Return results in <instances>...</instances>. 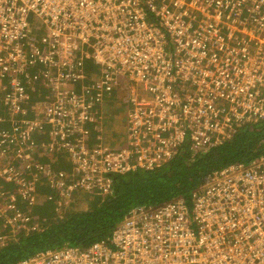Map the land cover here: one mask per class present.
Masks as SVG:
<instances>
[{"label":"built area","instance_id":"built-area-1","mask_svg":"<svg viewBox=\"0 0 264 264\" xmlns=\"http://www.w3.org/2000/svg\"><path fill=\"white\" fill-rule=\"evenodd\" d=\"M251 22L264 25V0H0V86L9 85L6 93L0 88V114L7 111L0 121L9 122L0 133L25 121L26 101L42 89L46 101L55 100L51 114L44 111L52 125L72 118L80 132L81 121L97 119L87 118L92 100L105 101L122 76L130 83V147L103 157L108 173L135 170L132 161L152 168L187 144L195 154L217 148L231 139L234 121L264 116V38L249 33ZM76 54L80 60L66 58ZM84 59L100 76L97 87L80 83L87 76ZM35 62L48 65L50 74L39 83L24 81L26 66ZM181 77L193 81V94L206 96L195 104L177 84ZM80 148L85 153L76 156H92ZM29 154L31 147L15 149L28 168L41 163ZM14 168L1 172L11 176ZM239 168L230 165L213 177L214 187L206 177L189 204L163 202L149 207L144 220L135 213L146 208L134 211L113 232L112 244L66 246L19 264H264V158L253 169ZM19 177L17 189L30 204L45 178L26 168ZM76 181L64 184L66 196L84 187H73Z\"/></svg>","mask_w":264,"mask_h":264},{"label":"trees","instance_id":"trees-1","mask_svg":"<svg viewBox=\"0 0 264 264\" xmlns=\"http://www.w3.org/2000/svg\"><path fill=\"white\" fill-rule=\"evenodd\" d=\"M76 55L74 60H80L81 55ZM84 65L89 74H95L96 68L91 60L84 59ZM50 69L44 63L28 64L23 79L39 83L46 80ZM129 85L128 78L121 76L118 91L113 90L109 95L106 93L103 102L92 100L91 110L96 121H81L82 131L76 134L84 148L93 155L100 151L103 156L108 153L116 156L130 147V143L126 144L128 129L130 132ZM8 86V83L1 84L3 93L9 91ZM67 88L76 89L71 83L67 84ZM89 89L81 91L88 94ZM46 94V89L31 94L24 106L25 115L22 120L35 117V108L43 106L44 101L48 109H54L53 96L46 101ZM6 114L4 110L0 114L1 118L4 119ZM22 127V121L17 119L10 132L0 133V144L3 142L0 146V170L14 168L15 164L20 163L21 160L15 156V149L20 146L27 148L22 140ZM8 128L9 122L0 121V129ZM106 131H110V135H106ZM231 131V139H224L217 148L195 154L188 152L190 145L187 144L184 151H178L173 158L152 168L132 161L136 165L135 170L102 174L107 187L98 193L82 187L76 194L72 192V196L64 195L63 198L59 196V188H55L56 182L62 179L59 175L66 173L58 163L59 151L35 144L31 147V160L51 166L55 171L54 179L39 183L34 201L28 204L15 187L16 182L0 178V264H19L33 256L41 257L49 251L63 250L66 246L85 249L97 242L108 245L113 232L132 218L134 211L157 207L177 198L189 204L193 193L206 183V177L214 187L218 181L212 178L220 177V173L230 165L240 166L241 171L253 169L254 162L264 158V116L258 115L243 122L234 121ZM186 137H189L188 133ZM117 141H122V146L114 147L112 143ZM109 149L114 151L109 152ZM90 197L93 198L89 200ZM158 198L162 201H157ZM61 199L64 202L58 207L57 203Z\"/></svg>","mask_w":264,"mask_h":264},{"label":"rangeland","instance_id":"rangeland-1","mask_svg":"<svg viewBox=\"0 0 264 264\" xmlns=\"http://www.w3.org/2000/svg\"><path fill=\"white\" fill-rule=\"evenodd\" d=\"M249 33L254 34L258 39L264 38V25L257 22H251L249 24ZM56 48V45H55ZM61 54H58L57 57L60 58ZM65 57V55H63ZM72 62L74 61V58L71 56V58L66 57ZM65 58V59H66ZM84 72L87 73V76L84 77L83 81H80L81 84L92 88L97 87V84L100 82V76L98 74H89L86 69H84ZM89 83V84H88ZM138 84V83H136ZM140 85V84H138ZM78 90L81 91V85L78 87ZM118 90V89H116ZM38 115L35 117H29V119H26L23 122L22 127V135L25 139V143L27 144V147H32L36 144L40 147H47L48 150H58L60 155L57 156L58 163L61 164L63 167V172L59 176L63 177L64 179H60L56 182L57 189L59 188L60 194L62 198L64 195L67 194V190L69 187L63 188L64 184L67 183L69 180L76 181L77 179L81 177H85L84 180H78L76 181L75 186L83 184L84 187L91 188V190L94 193H98L100 189H103L104 187H107L106 182L104 181V178L102 174H107L108 171L105 170L104 167L106 165H102V161H104V156L99 153V155H102V157H98V155L90 156V153H86L85 157H78L79 154H75V152H84L83 148L81 147V140L77 136L78 129L76 126H73L69 121L72 118H66L62 121L59 128L54 127L53 125H50L51 120L48 118L49 116L47 114H51L52 110L48 109L47 102L44 101L43 106L37 107ZM47 111L46 116L44 115V111ZM233 113L235 110L233 109ZM74 118H79L78 116H81L79 111H76L73 113ZM93 112L91 111V114H89V119H93ZM237 116H240V113L238 112ZM63 119V118H62ZM61 119V120H62ZM63 127L61 128V126ZM110 135V131H106V135ZM113 146H122V143L120 141L112 143ZM19 153V152H18ZM85 153V152H84ZM111 154V153H109ZM32 154H29V157ZM73 155H75V158H73ZM88 157V158H87ZM104 157V158H103ZM87 158V159H86ZM28 164H30L28 161H20L19 164L15 166L13 170V175H3V173L0 170V178H7L10 180H13V182H16V180L20 179V174L22 173L23 169H27L30 176H36L40 175L45 178V181H50L52 169L51 166L48 168L42 167L41 163H31L32 167L28 168ZM108 165H110V162H107ZM84 169V172H81L80 170ZM55 172V171H54ZM87 172V173H86ZM10 177V178H8ZM18 183H16L15 187L17 188ZM70 190V189H69ZM170 197V196H167ZM93 197H90L89 200H91ZM159 202L162 201V199L158 200ZM64 202V199L60 200L57 203V206L60 207ZM156 206L150 207V209L155 208ZM14 211H17L15 209ZM5 210H3V213ZM18 212V211H17ZM150 210L148 209H142L135 213V219L137 220H144L146 219L148 213ZM1 231V230H0ZM2 233V232H1Z\"/></svg>","mask_w":264,"mask_h":264},{"label":"bare ground","instance_id":"bare-ground-1","mask_svg":"<svg viewBox=\"0 0 264 264\" xmlns=\"http://www.w3.org/2000/svg\"><path fill=\"white\" fill-rule=\"evenodd\" d=\"M193 81L189 78L186 77H181L180 79H177V84L179 85L180 88H182L184 91H186L190 97V99H192V101L197 104L199 102V97L201 96H206L205 92H202L201 94H193L192 92V83ZM223 119V118H222Z\"/></svg>","mask_w":264,"mask_h":264},{"label":"crops","instance_id":"crops-1","mask_svg":"<svg viewBox=\"0 0 264 264\" xmlns=\"http://www.w3.org/2000/svg\"><path fill=\"white\" fill-rule=\"evenodd\" d=\"M116 91H118V90H116ZM130 100V93H129V97H128V101ZM129 122V121H128ZM128 136L126 137V144L127 143H129V129H128ZM119 142V141H118ZM122 141H120V143H121ZM80 144H82L81 142H80ZM126 144L124 145V146H126ZM83 145V144H82ZM114 147H117V146H114ZM110 151H114L113 149H109V152Z\"/></svg>","mask_w":264,"mask_h":264},{"label":"clouds","instance_id":"clouds-1","mask_svg":"<svg viewBox=\"0 0 264 264\" xmlns=\"http://www.w3.org/2000/svg\"><path fill=\"white\" fill-rule=\"evenodd\" d=\"M129 143H130V137H129Z\"/></svg>","mask_w":264,"mask_h":264}]
</instances>
